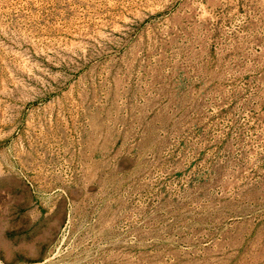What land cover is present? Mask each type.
<instances>
[{"label": "rangeland", "instance_id": "374dc122", "mask_svg": "<svg viewBox=\"0 0 264 264\" xmlns=\"http://www.w3.org/2000/svg\"><path fill=\"white\" fill-rule=\"evenodd\" d=\"M0 264H264V0H0Z\"/></svg>", "mask_w": 264, "mask_h": 264}]
</instances>
